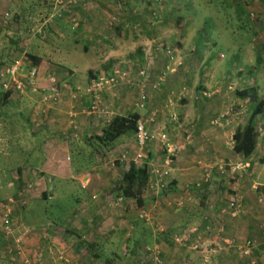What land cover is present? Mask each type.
Segmentation results:
<instances>
[{
	"label": "crops",
	"instance_id": "crops-1",
	"mask_svg": "<svg viewBox=\"0 0 264 264\" xmlns=\"http://www.w3.org/2000/svg\"><path fill=\"white\" fill-rule=\"evenodd\" d=\"M149 1L155 4L158 0H127L123 11H118L113 0H64V9L60 12L52 9L45 22L54 39L61 38L65 33L75 45L80 39L84 43L99 42L100 37L130 41L124 45L127 47L125 50L107 47L106 52L109 51L110 55L102 60L106 63L96 71H87V77L76 73L72 64L55 63L28 50L27 53L39 59L36 66L37 85L42 90L56 89L60 94L57 104L48 107L40 105L39 95L29 92L11 95L9 105L0 101V163L7 155L12 164L4 170L0 166V181L7 179L8 175L12 179L20 178L18 169L21 168L22 173L28 166L36 172L33 180L44 182L43 193H48L47 180L52 191L58 184L63 185V198L67 196L71 203L72 215L64 220L65 240H44L48 248L59 256L60 262L55 259L52 264L79 263V258L84 255L81 252L87 253L84 245L93 248V254L99 257L96 259L91 257L92 254L87 255V264H124L129 261L150 264L151 255L143 252L144 249L142 252L136 250L134 257L131 254L136 235L142 246L158 254L162 264H206V258L209 259L208 264H264V201L260 203V199L264 198V149H260L257 142L254 154L247 159L233 151V135L246 125L252 112L249 99L239 96L246 89L237 88V80L227 78L224 64L221 66V62L209 53L201 68L207 72L222 68L223 75L220 77L214 78L210 73L200 75L201 68L194 71L195 60L194 63L177 62L180 57L171 54V50L166 51V46H157L155 42L160 31L152 25L153 20L160 18L158 12L157 15L147 12ZM145 2H148L146 7ZM116 9L119 13L116 12L115 17L112 12ZM133 9H140L141 13ZM160 16L164 18V13ZM107 19H112V25L106 24ZM74 21L78 25L73 30ZM140 25L150 28L146 30L152 35L150 39H143L141 34L136 33ZM105 26L109 32L105 31ZM1 31L0 26V34ZM186 33L174 32V36L169 38L168 43L175 47V51L187 49L183 44ZM103 42L111 41L104 39ZM148 43L152 46L146 49ZM193 43L191 49L195 56L203 44L198 38ZM55 49L48 48L49 55H55ZM85 49L88 50L83 47L82 56H88ZM72 50H75L74 47ZM126 52L130 53L127 56L130 62L118 63L116 59L122 61ZM142 71H146L147 75L143 83L139 77ZM113 75L118 77V85L93 92L99 97V104L98 112L91 113V97L85 95L84 90L94 84L103 87L102 80H108ZM138 81L143 85L147 98V108L143 111L135 107L138 91L134 82ZM75 83L81 85L75 86ZM155 83L157 90H153ZM190 83L195 93L188 90L186 94L185 87ZM76 89L79 90L78 95L72 98L70 93ZM172 89L175 92H166ZM31 95L36 97L35 103L29 99ZM32 103L34 106L31 108ZM249 106L251 110L247 112ZM70 113L73 117H69ZM134 113L139 115L148 130L165 132L178 147L166 188L152 192L147 187L142 196V207L137 206L149 217L148 222L140 224L128 206L116 208L111 203L119 197L114 190L113 179L117 182L123 175H117L109 162L101 163L104 159L114 158L116 150L120 152L131 141L135 148L134 135L122 137L114 150L106 152L103 160L98 159L94 167L84 172L76 173L69 154V142L72 140L99 136L114 117H127ZM17 115H23L24 119H16ZM172 116L176 117V121H172ZM260 119L264 121L263 116L254 120L256 129ZM261 142L263 144L264 139ZM147 153L162 161L159 146L149 145ZM35 154H39L40 158L33 163L30 158ZM128 168L129 164H121L123 174ZM85 180L89 183L82 188ZM48 194L49 200L55 198L54 193ZM225 199L236 200L239 214L231 216ZM32 203H36L39 209L47 204L41 197ZM69 218L74 223L67 221ZM71 222L73 227L69 226ZM29 230L32 233L35 228ZM76 231L82 240L75 237ZM45 232L56 235L57 228L52 227ZM121 232H127L124 240H115L114 237H121ZM181 235L186 236L185 246L173 241ZM69 237L71 239L67 240ZM247 240L253 243V249L249 258H243L237 248ZM79 241L85 243L81 245ZM39 242L35 238L22 240L20 249L24 246V252L31 253L41 246ZM193 244H198L199 251L190 250L189 246Z\"/></svg>",
	"mask_w": 264,
	"mask_h": 264
},
{
	"label": "rangeland",
	"instance_id": "rangeland-1",
	"mask_svg": "<svg viewBox=\"0 0 264 264\" xmlns=\"http://www.w3.org/2000/svg\"><path fill=\"white\" fill-rule=\"evenodd\" d=\"M113 1L118 11H123V3H119L118 0ZM45 2L49 3L47 0L0 1V26L2 28L0 34V56L5 51L10 53L13 51V45L11 44V40H13L22 48L19 57H25L26 54H29L27 53L29 50L32 54L43 56L55 63L66 64L68 66H71L72 64L75 66L76 73H81V75L85 74V77H87V71H96V68L100 69L103 64L106 63V61L102 63V60L108 58L110 55L109 51L106 52L107 47L113 46V48L116 49L121 47L122 50L127 48L124 45H126V43L129 44L130 40L124 42L122 38L114 40L109 37H100L99 42H85L86 44L80 39L78 45L72 44L69 35H65V33H63L61 38L54 39L47 28L48 23L45 22L51 14V8L49 9V4L51 3L47 5ZM147 3L148 2L144 3L145 7ZM153 4L154 3L149 1V5L146 9L149 14L157 15V12L159 14L160 19L158 21L153 20L154 24L152 25V27H158V30L160 31L159 38L155 42L157 46H166V51L171 50V54L174 53L176 56L180 57V60L178 59L177 62L180 61L182 63L183 61H187L194 63L195 60V72L205 64V59L208 53L211 54L212 57H214L213 59L221 62V66L224 64L223 66L226 71V77L237 80V88L240 90H242V88L252 90L256 95L257 101L264 100V0H158L154 5ZM187 6H189L188 11L186 9ZM117 9L112 12L115 17L117 16V13H119ZM141 9L143 8L141 7ZM134 11L138 14L141 13L140 9H135ZM162 13H164V18L160 16ZM15 14L19 16V27L12 19ZM110 14L111 13H109V15ZM157 22L158 24H156ZM111 23H113L112 19H107L106 24L110 25ZM163 24L166 25V27H163ZM149 26H151L150 23ZM149 29L150 28L140 25L135 31L136 33L141 34V36L144 37L143 39H145V37L150 39L152 35L146 33V30ZM105 31L109 32L110 30L105 26ZM180 31L187 32L183 43L187 46V49H181L178 52V49L175 51V47H171L168 42L169 38L174 36V32L179 33ZM16 34L24 35V37L19 41L16 38ZM37 34L40 36L38 39L35 38V35L37 36ZM208 34L210 35V38ZM196 38L201 41L203 47L198 54L193 56L191 48ZM98 39L99 38H97L96 41H98ZM104 39L110 40L111 42L105 44L103 42ZM153 39L155 40L156 38L154 37ZM85 46L88 48V56H84V54L82 56V50ZM151 46L152 44L148 43L146 49H149ZM51 47L56 48L55 55H49L50 51L48 48ZM72 47H74L75 50H72ZM129 54L130 53L128 52L124 53L122 61L117 58V62L120 64L129 63L130 61L127 58ZM24 67L28 68L25 64ZM83 70L84 72L82 73ZM200 70V75L203 74V76L207 73H210L209 75L214 78L223 75V70L219 67L208 72L205 68H201ZM82 81L84 83L83 78ZM134 83V88L137 89L138 86L135 85H140V81ZM80 85L81 83H77L75 86ZM41 90L42 89H40V91ZM188 90H190V93H195L194 90H192V83L185 87L186 94H188ZM166 92L170 93L175 91L172 89ZM29 99L34 103L37 101L36 97H32V95L29 96ZM33 106L32 103L31 108ZM252 108L253 104L251 109ZM246 109L247 112L251 110L250 106ZM242 110H244V108H242ZM17 118L19 120L24 119L23 115H17L16 119ZM256 132L257 135L255 142L260 144V149H264V143L262 144L261 142V140L264 139L263 120L260 121ZM33 144L36 147L38 145L35 142ZM132 145L134 144L131 141L127 147L120 149V152L116 150L117 155L115 154L116 156L114 158L110 157L104 159L101 163L109 162L111 169L116 171L117 175L122 176L124 167L123 169H120L121 164L115 159L124 154H127L129 158L135 157L139 148L137 147V144L135 145V148ZM130 146H132V148H130ZM147 150L148 147L145 151L147 152ZM148 152L150 154V151ZM152 157L156 158L155 155ZM38 158H40V155L35 154L30 160L33 163H36ZM66 160L69 162V156H67ZM9 161L7 155L6 157H2L0 166L4 167L3 170L11 167L12 164H10ZM112 163H114V167L112 166ZM31 169L32 168L27 166L22 170L20 176L21 180H18L19 178L12 179L11 176L8 175L7 179L2 182L0 181V210L8 206L11 207L12 219L15 227V238L26 240V238L30 236L35 238V240H40L39 243L41 246H38L37 250L32 251L31 253H27V251L24 252L22 247V253L18 254L13 251L15 245L13 241L3 240L0 237V264H52V261L55 259L58 260L57 262H60L58 259L59 256L55 255L51 248H48V243L44 240H52V238H54V240H65V232L64 229L60 227H57L56 235L45 232L48 228L43 224L44 221L40 214L41 210H39V206L35 205L36 203H32L40 200L41 194L43 193L42 184L44 182L41 183L34 181L33 178L36 172ZM120 178L117 182L120 181ZM113 180V183L117 184L116 180ZM46 185L48 187V193H54L57 201L61 204H65L63 207L68 208L70 202L68 201L67 196L63 198V185L58 184L55 191L49 189V180L46 181ZM154 195L156 196V194ZM224 201L227 202L226 205L229 209L230 200L227 201V199H225ZM24 203L25 205H23ZM28 204L30 205L28 206ZM130 204L133 206L132 201H130ZM31 205H34L33 208ZM126 206H128V203ZM45 207L47 208L49 215L55 212V208H51L53 206L50 207L47 204ZM57 213L60 214V211H57ZM133 213H135V219L138 221V224L145 222L137 216L136 210H134ZM25 214L26 216H24ZM72 220L69 218L67 221ZM72 222L69 225L70 227H73L74 222ZM30 228H35V231L31 233L29 230ZM126 233L127 232H123L121 237L117 236L116 238L114 237V239L124 240ZM70 239L71 237L67 238V240ZM146 247L147 246H142V249H145ZM81 253L82 255L84 254L83 257L81 256L79 258L81 261L79 263L71 262V264H87L89 261L86 259L88 253L85 254L84 251Z\"/></svg>",
	"mask_w": 264,
	"mask_h": 264
},
{
	"label": "built area",
	"instance_id": "built-area-1",
	"mask_svg": "<svg viewBox=\"0 0 264 264\" xmlns=\"http://www.w3.org/2000/svg\"><path fill=\"white\" fill-rule=\"evenodd\" d=\"M119 3H124L123 0H118ZM65 8L64 0H53V10H58L59 12ZM77 22H73L72 27L75 29L77 27ZM38 35V34H37ZM25 59L24 56L17 57L15 56L13 60L5 65L0 67V91L3 93L10 92L11 95H25L28 92L31 94L39 95V102L40 105L44 107L56 105L58 102V95L60 94L59 91L56 89L53 90H41L37 85L38 80V69L36 67H29L24 69ZM139 77L141 79L146 80L147 75L145 72H140ZM119 83V79L116 75H113L108 80H102V85L94 84L84 90V94L91 97V113L98 112V104H99V97L94 95L93 92L95 90H100V88L108 89L114 86H117ZM154 88L158 89V85L154 86ZM79 90L72 91L71 97L75 98L78 95ZM138 91V100L136 102L135 107L137 109L142 110L147 105V98L144 91V87L140 84L137 88ZM103 111H100V113ZM69 117H73V114H69ZM172 121H176V117H171ZM135 140L138 149V152L135 157L129 158L127 154H124L118 157L117 160L120 164H129L130 167L134 166L146 167L147 174L150 177L149 184H148V191H161L166 188L167 179L170 175L173 162L175 157L178 153V147L172 143L168 137V135L160 130H147L145 123L140 120L136 124V131H135ZM155 144L159 146L161 149L162 154V161L159 162L158 159L154 157H150L147 152L145 151L146 148L151 145ZM114 166V163H112ZM89 183L88 180H85L84 184H82V188H85L86 185ZM93 200L95 197L92 198ZM130 201L133 202V206L130 204ZM264 198L260 199V203H263ZM134 199L119 196L115 197L111 203L115 207H124L128 203V209L134 211L136 210L137 216L148 222V214L147 212L140 210L135 202ZM27 203V202H25ZM25 203L23 205H25ZM239 206L236 200H231L229 204V210L231 211V216H235L239 214ZM15 227L14 221L12 219V210L11 207H5L0 210V237L3 240L13 241L14 245V252L18 254L22 253L20 249V244L22 242L21 238L14 237ZM175 244L179 246L187 245V240L185 235H181L173 240ZM191 251L198 250V244H193L189 246ZM253 249V243L250 240L245 241L240 247L237 248L238 253L243 258H249L251 256ZM144 252L149 253L151 255L150 264H162L159 256L153 250L149 248H145ZM204 263L208 264L209 259H204Z\"/></svg>",
	"mask_w": 264,
	"mask_h": 264
},
{
	"label": "trees",
	"instance_id": "trees-1",
	"mask_svg": "<svg viewBox=\"0 0 264 264\" xmlns=\"http://www.w3.org/2000/svg\"><path fill=\"white\" fill-rule=\"evenodd\" d=\"M49 3V9L51 8V11L53 9V0H47ZM123 8L125 7L127 0H123ZM187 6V11H188ZM186 11V12H187ZM14 23L17 24L19 27V16L17 14L14 15L12 18ZM74 30V29H73ZM17 35V39L20 41L24 37V35ZM209 38L210 35L208 34ZM35 38H40V36H36ZM207 39V38H206ZM11 44L13 45V51L10 53L8 51H5L0 56V67L5 66L9 64L15 56L19 57L21 54L22 48L19 46L17 42H14L11 40ZM202 45V44H201ZM87 50V49H85ZM84 50V51H85ZM170 57V55H169ZM25 64L27 66H33L36 67L39 63V59L31 54H26L24 57ZM2 60V61H1ZM4 60V61H3ZM32 62V64L30 63ZM37 68V67H36ZM146 73V71H144ZM149 73V72H148ZM150 76V73H149ZM149 78V77H148ZM145 80L141 79V83H143ZM157 83L153 84V90H157L154 88ZM11 96L10 92L3 93L0 91V101L2 104H8L9 97ZM239 96L241 99L248 98L249 101L253 104L251 115L248 119V122L246 125L238 130L233 135V151L236 154L241 155L243 158L247 159L251 157L254 154L255 148H256V135H257V129L253 125L255 118L259 116L264 117V100L257 101L256 95L254 91L252 90H244L239 93ZM147 105L142 109H137L139 111L146 110ZM140 121L139 115L134 113L130 114L127 117H114L110 123L107 125V127L102 131V133L97 135H92L89 137L83 138L81 141H75L72 140L69 142V154H70V160L71 166L74 167V170L76 173L84 172L86 170H89L90 168L94 167L96 163L98 162V159L103 160L104 156L106 155V152H110L115 149L116 143L122 138V137H129L131 135L135 136L136 131V124ZM148 130V129H147ZM19 175H21V168L18 169ZM18 180H21L20 178ZM150 177L147 174L146 167H134L131 166L128 168L127 171L122 176V179L117 182L114 186V190L117 193V196H122L125 198H131L134 199L138 207H142V200H143V194L147 192V187L149 184ZM41 200L46 202L48 206H53L51 208H55V212L51 213L49 215L48 210L45 206L47 204L42 205V207L39 209L41 210L40 214L42 215L44 226H46L49 231L52 227L53 228H63L64 226V220H66L68 217L72 215V206L69 205L68 208L63 207L65 204H61L57 201V199L49 200V194L43 193L41 195ZM71 204V203H70ZM57 211H60V214L57 213ZM62 214V215H61ZM26 216V214L24 215ZM76 233V238L78 240H82L79 232ZM32 237L26 238V240H29ZM140 238L136 235V240L134 238L135 247L133 248L131 254L133 257L135 256V251L142 252V244L141 241H139ZM84 241H79V244L83 245ZM144 245V244H143ZM87 249L88 256L95 257L97 256L93 254V248H91L88 245H84ZM24 247V246H23ZM26 249V248H25ZM130 254V255H131ZM107 264H109L107 262ZM121 264H123L121 262ZM124 264H136V262H125Z\"/></svg>",
	"mask_w": 264,
	"mask_h": 264
}]
</instances>
